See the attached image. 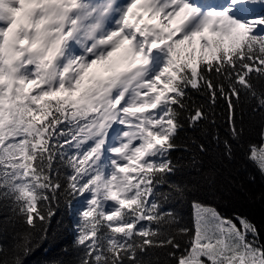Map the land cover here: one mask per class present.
<instances>
[{"label": "snow or ice", "instance_id": "1", "mask_svg": "<svg viewBox=\"0 0 264 264\" xmlns=\"http://www.w3.org/2000/svg\"><path fill=\"white\" fill-rule=\"evenodd\" d=\"M242 164L264 177V0H0V264H264L257 225L198 195Z\"/></svg>", "mask_w": 264, "mask_h": 264}, {"label": "trees", "instance_id": "2", "mask_svg": "<svg viewBox=\"0 0 264 264\" xmlns=\"http://www.w3.org/2000/svg\"><path fill=\"white\" fill-rule=\"evenodd\" d=\"M193 98L198 102L205 103L206 98L199 93H191ZM240 106H238L239 109ZM245 110L247 109V102L243 105ZM227 103L223 98H219L216 104L212 107V117L216 121L215 125H208L205 127V134L199 138L203 139L205 143L209 145L210 150H215L216 145L212 137L214 134H219L221 138H225L227 135ZM259 128H252L247 136L246 141L251 140L253 142L259 141L258 136ZM195 147V145H192ZM174 157H184L187 159L191 153L186 151H180L173 154ZM207 159V157H205ZM255 177V180H251V177ZM243 182L245 188L253 194L264 192V177H261L259 172L251 164H242L238 170H222L221 174L217 178V188L215 194L209 191H202L199 193V197L207 204H211L217 208V210L226 217H234L236 215L246 216L249 220L253 221L260 229L262 241H264V200L249 199L244 195L235 193L234 185ZM167 208V206H166ZM176 208L179 213V223L182 227L192 228V207L190 200H186L178 205ZM75 217L70 215L66 208L61 207L57 210L56 216L52 221L51 228L53 235L56 239L52 240L48 245V255L52 258H56L60 255L63 247L69 246L73 240V235L68 231V226L72 224ZM58 221H62V225L58 226ZM58 234V235H57ZM187 242V237L181 239V244ZM158 255L161 260L164 259V251L158 250ZM35 259V258H33Z\"/></svg>", "mask_w": 264, "mask_h": 264}, {"label": "rangeland", "instance_id": "3", "mask_svg": "<svg viewBox=\"0 0 264 264\" xmlns=\"http://www.w3.org/2000/svg\"><path fill=\"white\" fill-rule=\"evenodd\" d=\"M194 217V210H193V208H192V218Z\"/></svg>", "mask_w": 264, "mask_h": 264}]
</instances>
